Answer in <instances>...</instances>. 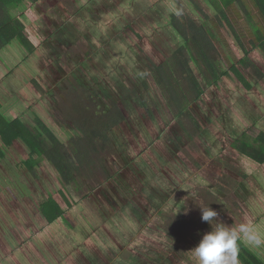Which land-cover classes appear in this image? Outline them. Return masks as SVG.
I'll return each mask as SVG.
<instances>
[{
	"label": "rangeland",
	"instance_id": "obj_1",
	"mask_svg": "<svg viewBox=\"0 0 264 264\" xmlns=\"http://www.w3.org/2000/svg\"><path fill=\"white\" fill-rule=\"evenodd\" d=\"M195 1L196 0H162L160 1V4L162 6V9L164 10L165 4L168 5L170 8L172 4H175L177 2L179 7L180 6L185 7V12H188L189 10L195 12L196 9L194 8V3H193ZM29 2L30 1L22 2V4H20L19 6L10 9L9 11L10 15L13 17L20 16L21 18L23 16L22 14H24L25 12L29 14L30 13V10H28V7H30ZM35 2H36L35 5L38 4L37 1ZM115 3H116L115 9L117 10H126L128 8V3L125 4L123 0H115ZM45 4H48V0H46ZM45 4L43 6L44 10L45 8H47ZM75 8H77L76 5L72 6L73 10H75ZM40 9H41L40 7L37 8V11L39 12ZM80 11L86 13V15H82L83 20L86 22L85 23L86 25H84L83 30L80 24H78V27L81 28L82 33L87 38V41H90L92 32L95 31L93 28V22L91 21L96 22L98 16L99 18L100 17L103 18V15L100 14L96 9H93L94 12L98 13L95 15V18H93L92 16V14L94 13L93 12L92 14L90 13L91 11L90 9H80ZM137 13H138L137 5H134L131 9L130 17L131 18L135 17ZM51 14L55 18H58V21L60 19L64 21L72 19V17L70 16V10H68L67 12L65 8L64 11L62 12L61 9L58 10L57 8L55 9L54 13L51 11ZM89 14L92 19H90ZM131 18L128 25H131L134 30L133 33L129 32L128 35L122 34L121 31H118L115 33L116 38L110 37V35L107 34L106 26H105V32L103 31L104 38L101 42L103 43L101 46L103 54L99 57L100 63H95L94 60L95 57L91 58L92 56L89 57V59L85 63H82L85 61L86 55L84 54V49L86 47L84 48V46L86 45V43L83 44L80 53L77 52L79 50L78 48L79 46L76 43L73 45L72 54L61 55V59H60L61 68L62 69L64 68L66 70V74H68V77L67 79H65L66 82L62 84L61 90L63 91V93H61V95H58L57 93H52L53 95L50 96L52 99V101L50 102L52 116L55 121L58 118V116L59 119H62L60 120V122H62L63 124L58 123L57 125L59 126L60 124V126L63 129H68L67 130L68 134L71 132L69 130L71 124H69L68 119L64 118L65 117L64 108L68 106L71 109L73 102L77 101L78 98L80 99L84 98L87 102H90L88 101L89 99H87V94L92 95V92L94 93L93 97L95 98V100L90 103L93 109L92 111H94L95 113V116H100L101 112L102 114H104L103 109H106V107H110L111 104L110 102L111 100H113V92L120 91L122 92V94L127 93L130 94L131 97L137 98V100H142L141 104L143 111L139 113V111H137L133 107L136 104V102H133V100L130 101L129 99H125L122 95L121 97L122 106L120 104V109L122 110L124 119L121 123L117 124L113 128V130L109 132V138L111 139L112 144L114 146V153L110 154L109 156H106V160H105L106 174L100 173V175L98 176L100 180L104 179V183L108 180L107 183L110 184V187L114 189L117 186H120L118 185L117 182L114 183L112 181L115 178L112 177L111 175L115 174V176L117 177L116 180L121 181V186H123L124 191L126 193H128L127 190L130 193L131 192L133 193L132 190H134L133 188H129V186L126 185L125 183L126 178L124 176L129 177L130 175L128 171L129 167L125 169L126 165H130L133 167L134 171L137 174L136 176L139 177L141 183H143L144 181L142 176L144 175V178L146 179L145 173H147V172L143 173L144 170L143 164H151V167L157 168L158 172L162 168L169 166H173V168L175 167L178 170L182 168V167H176L177 160H181V157L178 158V156H181L182 154L178 155L176 159H172L170 157L171 153L172 154L173 152L176 153V151L173 148L172 150L174 151H169V150L167 151L165 148H163V145L158 139V137L154 138L142 150L137 148L140 145L138 143V136L143 138L142 133L146 132L145 138H147V134L148 135L150 134L149 129H151L152 132H154V135H158L159 126H161V129L163 128L161 133H164L165 131L170 136L171 139L178 138V140L181 139L180 140L181 143H186L188 149L184 150L183 153L185 156H182L183 157L182 159L189 158L193 160L194 158H196L195 156H199V155H201L202 158H205L206 155L204 152L205 150H212V148L215 147L217 143L219 144L227 143L225 135L223 134V136H220L221 135L220 133L222 132L219 129L213 127L212 129L209 130L210 123L207 126L206 125L201 126L200 122L198 121L197 124L200 125L202 128H204L205 126L204 130L202 131L203 136H205V134L207 133L208 134L214 133V135L210 138V140L206 141V139H202L201 142H199L198 135H194V131H195L194 124H192L191 122L187 123L186 121L184 123L185 129L180 133L179 136L176 133L177 124L171 121L172 119L167 121V116L163 117L165 113L161 111L158 105V101L155 98L158 94L156 90H154L153 88L150 89V94L148 95L146 94L147 89L144 87L145 98L141 99L142 94L139 91V89H136L133 86V83L136 81V79H140V77L144 75V73H146V68L151 65L147 61L146 56L142 54L143 51L138 47V44L141 42L144 43V41H148L150 44H154L155 50L156 49L159 50L158 53L164 60L167 57V54H169L168 51L170 52L171 42L163 41L162 42L163 45L158 47V43L154 38V35L150 33H146L144 29H142L140 26H138L137 24L135 25V22H133ZM154 18H156L155 15ZM158 18L159 20H161L162 18H164V16H158ZM105 20L109 22L107 18H105ZM162 20H163L162 24H165V20L164 19ZM99 25H101V22ZM222 31L223 33H226V40L228 41L227 43L229 45L228 49L226 47H223V50L225 52L223 56H225L227 59L225 63L223 60H221L222 58L221 56L215 57V60L218 62L219 66H221L223 69L229 68L231 70L233 69L234 70L233 71L229 70L228 73H226V75H224L220 79L215 89L207 88V91L204 92L203 95L207 96V100H209L208 104H212L213 101L210 98H212L213 95L216 94L220 96V99L224 102V105H222V109L225 108V110L229 107L231 108V106H233L234 103L239 101H240L239 103L240 105L243 106L242 103H244L247 104V106L249 107L251 103L248 102L246 103V96H251L252 93H264V86L259 87L254 85L256 82L253 78H255L256 74H254L251 68L248 70L243 69L244 68L243 62H239V60L240 61L242 60L241 56H243L241 54V50L236 46L235 41L234 39H232L233 37L230 35L229 30L224 28ZM218 33L216 32V34ZM168 35H170V33ZM243 41H246V38H244ZM15 44L18 45L19 47H17ZM25 44L26 46H24L23 48L22 45L18 43V41L13 40L10 43H8V45H6L4 48L0 49V50H4L3 54L0 52V80L3 77L6 78L3 83L7 86V87L0 86V91H2L0 95L3 97L4 95L6 96L5 104L7 102H8L7 104L9 105L11 104L10 111L11 112L13 111V113H16L17 115L20 114L19 118H21L22 120L23 118L24 119L26 118L25 125L30 126L31 118H29L28 120L27 114L26 113L23 114L21 113L22 111H18L17 106L14 104L18 103L17 100L21 99L22 97L21 90L23 94H26L27 100L28 98L33 100L34 97L36 96L34 94L35 91L37 92V95L39 93L38 90H41V92L43 91L42 89L43 87L40 84H42L44 78H48V76H46V74L40 73L39 74L40 78H38V76H35V73L33 72L34 76L32 75L31 77L30 76L31 71L29 70H32V67L28 68L27 66L25 67L26 71H21L20 75L17 74V70H18L17 68H21V66H23V62L20 61L22 57H25L24 61L25 63H27V65L31 63V59L27 56L26 49L27 47H29V44L32 47L34 42L33 41L31 42L29 40L27 43L26 40ZM235 47L236 49H234ZM148 49L151 50V48ZM38 50L41 51L40 48ZM33 52L34 50L32 51V53ZM30 53L31 52H29V54ZM68 53L69 50L66 52V54ZM160 56L157 55V59H160ZM69 57H72V59L68 64L67 61ZM251 58L256 63L259 64V67L261 69L264 70L263 55H261V58L259 56L254 57L250 55V59ZM256 58L261 59L262 62H259L261 60L258 61ZM32 59L35 60L34 56ZM47 59L49 58H46V60ZM145 64L148 66H145ZM78 67L80 68L79 76H77L78 72L75 70ZM237 70L239 71V73L240 71L242 72V74L244 75L243 77L245 79L238 78L236 72ZM11 72L13 73V75L8 78L7 76L11 74ZM29 77H31L33 82L28 80ZM1 82L2 81H0V84ZM65 85H68L67 86L68 90L65 89L66 88ZM24 86H26L27 88H23ZM13 90L15 91L14 93L12 92ZM132 90H134V92L131 93ZM101 92H105V98H103L102 96L100 97L102 104H100V101L96 98L97 94L100 95ZM27 93L31 97H28ZM96 100H98V102H96ZM145 105L149 107V110L155 116V118L148 119L147 122L144 121L149 116L150 113L145 108ZM199 106L206 107V104L205 102H203L199 104ZM193 109L196 111L198 110L196 105L193 107ZM37 111L40 114L44 113L42 112L40 104L37 106ZM191 111L192 110L190 109L189 112ZM2 113L5 117H7V114L5 113V109ZM90 115L91 112H88L84 114V117ZM249 115L251 114L249 113ZM159 116H161L162 118H159ZM43 117L46 118L45 116ZM186 117L187 115H185V118ZM158 120L160 122L159 124L157 123ZM246 122L248 124H251L249 120ZM232 124L233 123L230 121L231 127ZM217 125H219V123H217ZM233 126L235 127L234 124ZM226 127L228 134L232 135L231 131L228 130L229 124H226ZM255 128L258 129L257 127ZM253 129L254 127L251 126H249V128L247 129L249 138H253L256 133ZM218 134H220L219 135L220 138L216 136ZM134 136L137 141H135V139L133 138ZM151 138H153V136H151ZM232 138L233 136L231 137V139ZM225 151H229V154L227 155V153L224 152L223 153L224 155H227L228 157L231 156L230 153L231 150L229 148ZM220 152H223V150H221ZM233 153L234 154L232 155V158L235 157L237 158V156H235V152ZM21 158L16 159L12 156L11 158H6L5 163L7 164V166L4 167L0 172V175L4 174L3 177L0 176V263L2 264H73L74 260L75 261L78 260V253L80 254L81 252H87L83 250L84 246L92 247L94 244L97 247V244H100V242L104 244L116 245L117 238L115 235H117L119 238H124L133 232L134 223L137 225V223L140 224L142 222L140 216L128 214L125 209H121L122 207L120 203L117 208L109 204L108 207L110 208V213L104 214L99 209V206L98 205L96 206L94 200L89 197V199L92 201L90 202L92 207H89L92 210V213L84 214L81 218L76 214L70 213L71 214L70 215L69 213H67V215L69 214L68 219L74 221L75 225L78 226L76 228L80 231V233H78V231H75L74 228H70V225H68L70 222H68L67 220L61 221L60 219H56L55 223H51V224L46 223L39 213L38 205L40 201L45 199V197L50 195V193L52 192H54L53 197L58 198L55 192L58 186L61 185V183L58 182L57 174L51 168L50 164L43 159H38L37 165H35L34 170L37 174V180H34L28 173H26L25 169L20 167ZM208 160L209 159H207V161ZM221 161L222 162L219 163V158L217 159L214 158V160H212L211 172L214 170L217 171L214 173L212 172L213 177L211 178H209L210 176L207 170L202 169L201 172L203 174L204 173L207 174L206 179L209 178L210 182L207 181L205 185L202 183L201 185L195 187V191L196 189H198L197 195L199 196L198 198H195V200L192 199V202H190L189 205L187 206H190V208H195V209L199 208V210H201V207H207L206 205L207 203L209 205L213 203V206L217 210L216 212L218 213V216L214 221V223L221 221L219 215L223 217H229L230 215L226 214V212H231V211H234L235 213L240 211L244 212V208H246L248 213L250 212L255 216V212L260 210L256 208L264 209V201L256 198V195L254 196V199L251 198L249 200V198H246L245 200H243L244 204H242L240 202L238 203L237 200L235 199H234V203H232L229 201V199L227 200L225 196L222 197L220 200H217L215 199L214 196H212L211 193H209V191H207L208 188L210 187V190L217 195L218 187L225 186L224 183H218L220 179L224 176L222 175L221 177L220 173L225 174V169H226L224 168L223 165L225 160H221ZM229 161H232V159H230ZM206 169L209 168L206 167ZM256 170L258 169L251 168V171H256ZM111 181L112 183H110ZM20 184H22V186H20ZM54 184L56 185L55 187L53 186ZM238 184L239 182L237 181L236 186ZM257 184H258V180H257ZM132 185L136 188L134 192L139 190V188L141 189L140 183L135 180ZM231 185H233L232 182L230 183L229 186ZM247 186L249 189H255L251 184L247 183ZM33 190L35 193L33 192ZM121 190L123 189L121 188ZM31 191L32 193H30ZM239 192L240 191H238V193ZM91 196L94 197L95 194L93 193ZM69 197H71L72 200H76V198L78 199L81 198L78 196L77 197L69 196ZM224 198L227 202L226 208H224L225 204L221 203V201ZM227 198L229 197L227 196ZM256 202L259 205L256 206ZM62 205L64 208L66 207L64 203H62ZM190 208L187 210H189V212H192L193 210ZM227 209H229L230 211ZM251 210H254L255 212ZM254 216L249 215V217H254ZM187 217L185 218V220L189 222L190 218ZM199 217H201V213ZM148 218L151 220L152 223H155L154 230L151 231L150 235L158 236L156 238L158 244L164 242L165 238L164 236L161 237V232H160L161 230L159 228L158 229L156 228L159 227L158 224H161L160 223L161 219L155 217L153 218L151 217L150 214ZM197 218L198 215L196 216V219ZM110 219L111 222L108 223V220ZM146 219L147 218H145V220ZM226 219L227 218H225V220ZM150 220L147 219V223ZM260 223L262 224L264 223V216L261 218ZM129 224L131 225L128 226ZM80 225L86 226L87 230L82 232L80 229ZM145 227L146 229H148L147 224H145ZM102 228L105 230H103ZM113 233L115 235H113ZM97 234H99L100 236H97ZM163 234L164 233H162V235ZM203 234L204 233H202V235ZM141 238L143 237H140L138 240L140 241ZM138 240L137 238L133 239V242L137 241L138 243ZM73 243L81 244V245L76 246ZM51 246L54 247L52 254H51ZM58 254H60V257L57 259L54 258L56 257V255L58 256ZM154 256L160 257L158 253H155ZM174 260L179 263L178 259H174ZM170 263L172 262L170 261Z\"/></svg>",
	"mask_w": 264,
	"mask_h": 264
},
{
	"label": "crops",
	"instance_id": "obj_2",
	"mask_svg": "<svg viewBox=\"0 0 264 264\" xmlns=\"http://www.w3.org/2000/svg\"><path fill=\"white\" fill-rule=\"evenodd\" d=\"M41 1L42 0H37L38 4L36 5V2H29L30 7H28V10H30V13L27 14L25 12L24 14H22L23 16L21 18L20 16H18V18H20V20L24 23V34L31 42H34V52L27 54V56L32 60L29 65L25 63V57H22L20 61L23 62V66H21V68H17V74L20 75L21 71H26L25 67L27 66L28 68L32 67L33 71L29 70L31 71V77L32 75L34 76V73L35 76H38V78H40V73L46 74V76H48V78H44L45 82L42 81L43 83L40 84L43 87V91L41 92V90H38V95L35 91L34 94L36 96L34 97V99L32 100L28 98V101L33 104H40L42 112L45 111L48 113L46 119L49 120L54 119L50 108V102L52 101L50 96L53 95L52 93H56V87H58L59 90L62 89V84L65 83V79H67L68 74H66V70L64 68L62 69V71L60 70V74H57V70L55 69L50 70L49 68H46V63L53 62L52 60L54 58H49L46 60L45 54L50 56L54 54L56 55V53H58V55L60 56L72 54L73 45L76 43L79 46V50L77 52L80 53L83 44L86 43V45L84 46V48L86 47L84 49V54L86 56L85 61L82 63H85L91 56V58L95 57V63H100L99 57L103 54L101 47L103 43L101 42L104 38L103 31L105 32V26L107 34L110 35V37L116 38L115 33L118 31H121V33L125 35H128L129 32L133 33L134 29L131 25H128V23L130 22L131 18V9L134 5H137L138 13L135 17L131 18L132 21L135 22V25L137 24L142 29H144L146 33L153 34L154 38L158 43V47L163 45V41L171 42L170 52L168 51L169 54H167V57L165 58L167 59L172 53L171 50L176 48L178 45L174 41L175 32L170 26V13L173 12V10L177 11V13L179 12V10H183L185 12V7H179L177 2L170 6L171 9L168 5L165 4L166 10L165 8L163 10L160 4V1L162 0H123L125 4L128 3V8L126 10L115 9V0H48V4H46L47 8H45V10L43 9V6L46 0H44V3L42 5ZM195 2L200 5L205 14H202L203 19L195 15L196 23H205V26L210 28L211 31L214 33L215 39L218 41L220 39L219 44L221 47V54L224 55L225 52L223 50V47H226L228 49L229 45L227 43L228 41L226 40V33H223L222 31L225 27L223 28L222 25H220V33L216 34L215 32V26L213 25V23L217 22V19L215 9L213 7L214 5L209 3L207 0H196ZM241 3L242 4L233 3L231 7L227 8L226 17L231 21L232 24H237L239 25V27H241V39L243 40L244 38H246V41L242 42L245 44L247 54L241 51V54L243 55L241 57L246 60L247 65L249 64L248 67H246L245 69H250L251 65L253 64H255L257 68L261 69L258 63H256L252 58L250 59V55L254 57L259 56L260 58L261 55L264 56V48L260 47L259 43L256 47H254L255 45H253V40H257L258 42L261 39L264 40V15L260 14V12H257L253 0H241ZM75 5L77 6V8H75V10L77 9L76 12L72 9V6ZM39 7L41 9L38 12L37 8ZM63 7L67 10V12L68 10H70V16L73 20L66 19L67 21H64L60 19L58 21V18L52 16L51 11L54 13L55 9L58 8V10L61 9L62 12L64 11ZM80 9H90V13H94L92 14L93 18H95V15L98 14L97 12H94L93 9H96L100 14L103 15V18H99L98 16L96 22L91 21L93 22V28L95 31L92 32L90 41H87L86 36L81 31V28L78 27V24H80L83 30L84 25H86V22L83 20L82 16L86 15V13L81 12ZM154 15L156 16V18H154ZM158 16H164V18L162 19L165 20V24H162L163 20H159ZM105 18H107L109 22H107ZM90 19H92L91 16ZM100 22L101 25H99ZM253 23L258 24L256 29H254V27L252 26ZM169 33L170 35H168ZM93 35H95L96 37ZM175 40L177 41V39ZM181 42L183 43V41ZM47 44L48 48H46ZM16 46L19 47L18 45ZM138 47L143 51L142 54L146 56V59L149 63H153V60L163 61L162 57L158 53L159 50H155L154 44H150L148 41H144V43H139ZM39 48L41 49V51L38 50ZM148 48H151V50ZM234 49H236V47ZM68 50L69 53L66 54ZM0 52L3 54L4 50H0ZM157 55L160 56V59H157ZM32 56H34L35 60L32 59ZM60 59L61 57L58 59V62L61 66ZM71 59L72 57H69L67 61L68 64ZM256 59L258 61L261 60L258 58ZM259 62H262V60ZM220 69L223 68L220 67ZM75 70H80V68L78 67ZM12 75L13 73L11 72V74H9L7 77L9 78ZM31 77H29L28 80L33 82ZM5 79L6 78L3 77L0 80L2 81L0 86L7 87L3 83ZM255 82V86H264L263 81L258 80ZM23 88L27 87L24 86ZM12 92L14 93L15 91L13 90ZM27 95L28 97H31L28 93ZM202 98L203 100L201 101L205 102L206 107H210L208 105L209 100H207V96L203 95ZM214 98L219 99L220 96L215 94L210 99H212L213 101ZM247 102L251 103L249 107L247 106V104L244 103H242L243 106L240 105L239 101L234 103L231 108L229 107L226 110L225 108H223L222 111H225V113L216 114L215 116L210 114H200V116L197 117L198 119H195V122H200L201 126H207L210 123L209 130L213 127L219 129L222 133H220L221 135L218 134L216 136L220 138V136H223L224 134L227 141V143H217V145L213 147L212 150H205V158H202L201 155H199L195 156L196 158H194L193 160L189 158L182 159V156H185L183 153L184 150L188 149L186 143H183L182 146H179L180 150L176 154H182L181 156H178V158L181 157V160H177L176 162V167H182L179 170L175 167L173 168V166H169L162 168L158 173L157 169L156 171H153L151 164H143V173H147H145L146 179L144 178V175L142 176L144 181L143 183H141L139 177H137L136 175L134 176L136 172L134 171L133 167L130 165H126L125 169L129 167L128 171L130 174L129 177L124 176L126 178V185H128L129 188H133L134 190L136 189L132 185L134 183V180L139 182L141 185V189L139 188V190L135 192L134 190H132L133 193H130L128 190V193H126L124 191L123 186H121V181L116 180L117 177L113 173V175L111 176L115 179L112 181L114 183L117 182L118 185H120L114 189L110 187V184L106 183L108 182V180L105 183L104 181H101L98 186H95L94 188L86 192V194H88L85 199L81 197L79 198V200L77 198L76 200H72L71 197H69L71 196L68 193L69 191L66 190V192L68 193V199L70 200L71 204L63 209V214H65L66 220L71 223L68 224L70 225V228H74V230L78 231V233H80V231L76 228L78 226L75 225L74 221L68 219V215L70 213L76 214L81 218L84 214L92 213V210L89 208L92 207L90 203L92 201L89 199V197L94 200L96 206L98 205L99 209L104 214L110 213V208L108 207L109 204L117 208L120 203L122 207L121 209H125L128 214H133L136 216L139 215L142 220L140 224L137 223L136 225L134 223L133 232L124 238H119L113 233V235H115L117 238L116 245L104 244L100 242V244L96 243L97 247L94 244L92 247L84 246L83 250L87 252H81L80 254L78 253V260H74L73 264H193L190 255V249L193 248L199 242L202 237V233L207 232V229L208 231L210 230L211 226L208 224V222L202 221L201 217H199L201 213V210H199V208H190V206L187 205L192 202V199L195 200V198H198L199 196L197 195L198 189H196L195 191V187L201 185L202 183L205 185L207 181H210L209 178L213 177V173L217 171L214 170L212 171L213 173L211 172L212 160H214V158H219V163L222 162L221 160H225L223 164L224 168H226L225 174L220 173L221 177L222 175L224 176L218 182H226L225 186L218 187V191L221 192V195L219 197L220 199L225 196V198L227 200L229 199V201L232 203H234L235 199L238 203L240 202L244 204L243 200H245L246 198H249V200L251 198L254 199V196L256 195V198L264 201V162H255L249 159L248 157L244 156L242 153L236 151L232 147V144H234L237 140H248L254 142L252 138H249L248 135L247 129L249 128V126L257 127L258 129L264 132V93H252L251 96H246V103ZM197 104L196 107L198 108L199 104ZM210 105L212 106V104ZM219 105L222 109V105L220 103ZM200 111L201 110H198L199 113H201ZM21 113H26L28 120L29 118H31L27 111H22ZM249 113L251 115H249ZM185 114L187 115V118L190 116L192 119L195 118L196 115L195 112H189L188 110L185 111ZM17 116L19 117L20 114ZM248 120L251 122V124H248L246 122ZM230 121L235 125V127L233 126V124V128L230 126ZM217 123H219V125H217ZM226 124H229L228 130L231 131L232 135L228 134L226 130ZM201 126L197 125V130L194 131V135H198L199 142H201L202 139H206V141L210 140L214 133H207L205 134V136H203L202 131L204 130L205 126L204 128H202ZM232 136L233 140L231 139ZM254 143L256 144V142ZM228 148L231 150V156H229V160H234V158H232V155L234 154L233 152H235V156H237L239 160V165H236L235 163L233 165L229 163V160L226 161V159L223 158L224 156H221L224 155L223 153L226 152L225 150H227ZM181 149L183 150L182 152H180ZM221 150H223V152H220ZM207 159L209 160L207 161ZM206 167H208L209 169H206ZM251 168H255L258 170L251 171ZM169 169L172 170L173 174L169 173ZM202 169L207 170L210 176L208 179H206L207 174H203L201 172ZM149 174L153 175H150V177ZM158 180L159 183H157ZM112 181L110 183H112ZM237 181L239 182V184L236 186ZM231 182L233 183V185L229 186ZM247 183L253 185L255 189H249ZM86 185L90 187V184L88 182L86 183ZM102 188H105V191H102ZM121 188L123 190H121ZM68 189L70 190V192H73L71 187ZM207 191L211 193L210 188H208ZM238 191L240 192L238 193ZM93 193L95 194L94 197L91 196ZM227 196L229 198H227ZM225 198L223 199L225 204L224 208L227 207V202ZM56 199V201L60 203V205L64 203L60 196H58V198ZM215 199L217 198L215 197ZM206 205L211 207L213 210L217 211L214 208L213 203H211L210 205L207 203ZM257 205L259 204L256 202V206ZM189 208L193 211L189 212V210H187ZM256 209H260L261 211L259 210L255 212L254 210H251L255 212V216L250 212L248 213L246 208H244V212L240 211L235 213L234 211H231L226 212V214L230 215L229 217H223L221 215H219V217L221 221L227 226H237L240 223H247L249 225L259 228L262 232H264V223H260L261 218L264 216V209ZM175 212H180L182 215H180V213L176 214L181 217L175 215ZM67 213L69 214L67 215ZM149 214L153 218L155 217L161 219V224L157 223L159 227L156 228H159L161 230V237L164 236L165 238V241L162 243L158 244V242L156 241V238L158 236L150 235L151 231L154 230L155 223H152L151 220L148 218ZM197 215L198 218L196 219ZM249 215H252L254 217H249ZM186 217L190 218L189 222L185 220ZM145 218L150 221H148L147 223V219L145 220ZM225 218L227 219L225 220ZM110 222L111 219L108 220V223ZM53 223H55V221H53ZM145 224H147L148 229H146ZM130 225L131 224H129L128 226ZM80 229L82 232L87 230L86 226L84 225H80ZM162 233L164 234L162 235ZM97 236L100 235L97 234ZM140 237L143 238H141V240L139 241L138 239ZM136 238L138 240L139 245L137 241L133 242V239ZM74 245L80 246L81 244ZM53 249L54 247L51 246V254ZM155 253H158L160 257L154 256ZM59 257L60 254H58V256L56 255V257L54 258L57 259ZM174 259H178L179 263L176 262ZM248 260L251 264H256L258 262L264 264V249H256L245 243H241L239 245L238 264H246ZM170 261L172 263H170Z\"/></svg>",
	"mask_w": 264,
	"mask_h": 264
},
{
	"label": "trees",
	"instance_id": "obj_3",
	"mask_svg": "<svg viewBox=\"0 0 264 264\" xmlns=\"http://www.w3.org/2000/svg\"><path fill=\"white\" fill-rule=\"evenodd\" d=\"M26 1L35 2L37 0H0V49L13 40L18 41L23 48L26 46V40L28 43L29 40L23 32L24 23L20 18L13 17L9 13L10 9ZM207 1L214 5L217 19V22L213 23L215 32L220 33V25L228 29L236 46L247 54L245 44L240 36L241 27L232 24L226 17L227 8L231 7L233 3L242 4L241 0ZM193 3L196 8L195 12L179 10L177 13L173 10L170 13V26L175 32L174 41L178 45L171 50L172 53L167 59L153 60V67L149 71L155 84L153 87L162 93L173 115L179 117L183 114L185 116V111L192 110L195 106L192 107V105L200 99L208 87L215 89L220 79L229 70H234L220 69L221 66L219 67L215 57L221 56L224 63L227 58L221 54L219 41L215 39L211 29L205 26V23H196L195 15L203 19L204 12L197 2ZM253 3L257 12L264 15V0H253ZM252 26L256 29L258 24L253 23ZM179 41H183V43L180 44ZM253 41L254 47L259 43V46L264 48V40ZM30 44L26 49L27 54L33 50V46L31 47ZM239 62H243L244 67L249 65L246 64L244 58ZM250 68L256 74L257 81L264 78V71L255 65H251ZM236 72L239 79H245L241 72L239 73L238 70ZM1 93L2 91H0ZM21 96V99L17 100L18 103L14 105L17 106L18 111H27L31 117L30 126H26L16 113L10 111L11 104H7L8 102L5 104L6 96L0 95V172L7 166L5 159L12 156L16 159L22 157L20 167L25 169L26 173L34 180H37L35 165H37L38 159H43L52 166L61 185H71L72 188L81 190L86 186L85 183H81V179L84 178L90 183L92 189L104 181V179L100 180L98 176L100 173L106 174V156L114 153L109 132L123 121L122 110L116 108L118 111L110 114L109 111L103 109L104 114L101 112L100 116H95L91 103L84 98H78L73 102L72 108H69V115L67 108H64V118L72 120L79 129V137H70L69 143L66 144L64 135L59 132L54 122L42 116L45 119L43 120L38 115L40 114L37 111L39 104L30 103L22 90ZM87 99H89L88 101L94 100V97L88 94ZM100 104L102 103L100 102ZM4 109L7 117L2 113ZM85 109L87 110L85 111ZM88 112H91V115L84 117V114ZM253 130L256 133L252 140L256 144L248 140H237L232 147L249 159L263 163L264 132L255 127ZM138 143L140 144V141ZM0 176L3 177L4 174ZM61 185L58 186L55 193L62 198L65 206H69L71 203L67 196L68 193L64 185ZM53 194L54 192L50 193L38 205L41 217L48 224L53 223L56 219L66 220L65 214H63L64 207L56 201ZM246 264L251 263L248 260Z\"/></svg>",
	"mask_w": 264,
	"mask_h": 264
},
{
	"label": "flooded vegetation",
	"instance_id": "obj_4",
	"mask_svg": "<svg viewBox=\"0 0 264 264\" xmlns=\"http://www.w3.org/2000/svg\"><path fill=\"white\" fill-rule=\"evenodd\" d=\"M44 3V0H42L41 1V5ZM46 5V4H45ZM47 7V6H46ZM46 48H48V44H47V46H46ZM45 56H46V58H54L52 61L53 62H47L46 63V68H49L50 70H57V74H60V70L62 71V68H61V66L59 65V62H58V59L61 57L60 55H58V53H56V55L54 54V55H52V56H50V55H47V54H45ZM150 65L151 66H149V67H147L146 68V73H144V75H142L141 77H140V79H136V81L133 83V86L136 88V89H139V91L141 92V94H142V98L141 99H144L145 98V94H144V91H145V88L147 89L146 90V94H150V89H154V90H156L154 87H153V85H155L154 84V82L152 81V79H151V77H150V68H152L153 67V63L152 62H150ZM145 66H148V65H145ZM246 67H244L243 69H245ZM246 70V69H245ZM59 71V72H58ZM77 72H78V74H77V76H79L80 74H79V70H76ZM262 71H264V70H262ZM241 72V71H240ZM241 74H242V72H241ZM76 76V77H77ZM75 77V78H76ZM255 81H257V79L256 78H253ZM260 81H264V78L263 79H259ZM66 82V81H65ZM93 85V84H92ZM66 86V88L65 89H67V86L68 85H65ZM145 87V88H144ZM209 89H212V88H210V87H208ZM68 90V89H67ZM207 90V89H206ZM62 90H59L58 89V87H56V93L58 94V95H61V93H63V91L61 92ZM157 91V90H156ZM132 92H134V90H132L131 91V93ZM158 92V94H157V96L155 97L156 99H157V101H158V105H159V108L161 109V111H163V113H165L164 115H163V117H166L167 116V121H169L170 119H172L171 121H173L174 123H176L177 124V129H176V133L180 136V133L182 132V131H184V129H185V126H184V123H185V121L187 122V123H192V124H194V128H195V130H197V123L195 122V119H198L197 117H199L200 116V114H206V115H208V114H210V115H213V116H215L216 114H220V113H225V111H222L223 109H221V107H220V105H219V103L221 104V105H223L224 104V102L219 98V99H213V102H212V106L210 105V104H208L210 107H204V106H198V110H201L200 112L201 113H199L198 112V110L196 111V110H194L193 108H192V112L194 113L195 112V118H191L190 116L187 118H185V116H184V114H183V116H181V117H179V116H174L173 115V113L170 111V109L168 108V105H167V102H166V100H165V98H164V96L162 95V93L160 92V91H157ZM94 93L92 92V95H93ZM88 95V94H87ZM122 95H123V97L125 98V99H129L130 101H132L133 100V102H136V104L133 106L137 111H139V113H141V111H143V109H142V104H141V102H142V100H137V98H133V97H131V95L130 94H122V92H120V91H118V92H113V100H111V104H110V107H106V109L105 110H107V111H109L110 112V114H114V113H116L118 110L116 109V108H120V104H121V106H122V103H121V97H122ZM148 95H147V97H148ZM81 96V95H80ZM103 97V98H105V92H101L100 93V95L99 94H97V99L102 103V101H101V99H100V97ZM203 96V95H202ZM202 96L200 97V99L198 100V101H196L193 105H192V107L194 106V105H196L197 103L198 104H201V103H203V101H201V100H203V98H202ZM62 97V96H61ZM109 98V97H108ZM94 100H95V98H94ZM94 100H90V102H93ZM98 100H96V102H98ZM197 104V105H198ZM232 104V103H231ZM48 105V104H47ZM219 107H220V109H219ZM65 108H67V110H68V114H70L69 113V107L68 106H66ZM71 108H72V106H71ZM145 108L147 109V111L150 113L149 114V116H150V118H149V116L145 119V121L144 122H147L148 121V119H151V118H155V116H154V114L149 110V107L147 106V105H145ZM88 109V108H87ZM87 109H85V111L87 110ZM84 111V112H85ZM44 113L43 114H38L43 120H45L42 116H45L46 118H47V116H48V113L47 112H45V111H43ZM189 115H190V113H189ZM71 118H73V117H71ZM159 118H162L161 116H159ZM158 118V119H159ZM74 119V118H73ZM192 119V120H191ZM60 120H62V119H59V116H58V118L56 119V121L54 120V119H52V121L54 122V124L58 127V129H59V132L60 133H62L63 135H64V137H65V143L66 144H68L69 143V138L70 137H79V129L75 126V123L72 121V120H69V124H71V127L69 128V130L71 131L69 134H68V129H63L61 126H60V124H59V126L57 125L58 123H62V122H60ZM23 121L25 122V119L23 118ZM157 123L159 124L160 122H159V120L157 121ZM63 124V123H62ZM162 124H164V123H162ZM163 129V128H162ZM162 129H161V126H159V132H158V135H154V132H152V130L151 129H149V132H150V134L148 135L147 134V138L149 139H147V138H145V135H146V132H144V133H142L143 134V138H141L140 136H138V142L140 141V145H139V147H137V148H139L140 150H142L147 144H149L154 138H156V137H158V139L160 140V142L162 143V145H163V148H167L166 150L168 151H176V153H178V151L180 150L179 148V146H182V144L183 143H181V139H179L178 140V138L176 139V138H174V139H171L170 138V136L164 131V133H161V131H162ZM151 136H153V138H151ZM134 139H135V141H137L136 140V138H135V136L133 137ZM180 144V145H179ZM172 148L174 149V150H172ZM182 148V147H181ZM216 149V148H215ZM183 150L181 149V151L180 152H182ZM227 152V155L229 154V151H226ZM233 152V151H232ZM176 153H174L173 152V154L171 153V158L172 159H176V157L178 156V155H176ZM236 154V153H235ZM227 155H221L223 158H225L226 159V161H228L229 160V157L227 156ZM229 163H231V164H233L234 165V163L236 164V165H239V160H238V158H234V160L233 161H229ZM51 166V165H50ZM230 167H232V166H230ZM51 168H52V166H51ZM153 168V171H156V169L157 168H155V167H152ZM155 169V170H154ZM235 169V168H234ZM232 170V169H231ZM171 174H173L172 173V170H168ZM159 173V172H158ZM155 174V173H154ZM135 175H137V174H134V176ZM152 176L153 174H149V176ZM150 176V177H151ZM233 177V176H232ZM57 178H58V176H57ZM231 178V177H230ZM58 182L59 183H61L60 182V180H59V178H58ZM57 182V183H58ZM210 182V181H209ZM81 183H87V181H86V179H81ZM107 183V182H106ZM148 183V182H147ZM157 183H159V180H158V182ZM56 184V183H55ZM55 184L53 185L54 187H55ZM108 184V183H107ZM62 185H64V184H62ZM209 185H211V184H209ZM69 187H71L72 188V186L71 185H64V188L67 190ZM210 188V187H209ZM214 188V187H213ZM91 188L90 187H88L87 185L85 186V187H83L81 190H76V189H74V188H72V191L73 192H70V190L68 189V193L71 195V196H85V197H87V194L85 193L86 191H88V190H90ZM96 189V188H95ZM102 191H105V188H102ZM97 192V191H96ZM216 192V191H215ZM217 192H218V194L216 195V194H214V192L213 191H211V194H212V196H214V197H216L217 198V200H220V191H218V189H217ZM191 196V195H190ZM75 197V198H76ZM84 197V198H85ZM83 198V199H84ZM78 199V198H77ZM79 200V199H78ZM221 203H224V200H222L221 201ZM178 213H180V212H175V215H177ZM180 215H182L181 213H180ZM139 216V215H138ZM178 216V215H177ZM178 217H181V216H178ZM173 223H175V222H173Z\"/></svg>",
	"mask_w": 264,
	"mask_h": 264
},
{
	"label": "clouds",
	"instance_id": "obj_5",
	"mask_svg": "<svg viewBox=\"0 0 264 264\" xmlns=\"http://www.w3.org/2000/svg\"><path fill=\"white\" fill-rule=\"evenodd\" d=\"M218 213L211 207H201V219L208 222L210 230L190 249L193 264H238L239 245L245 243L264 249V232L247 223L227 226L215 222Z\"/></svg>",
	"mask_w": 264,
	"mask_h": 264
}]
</instances>
